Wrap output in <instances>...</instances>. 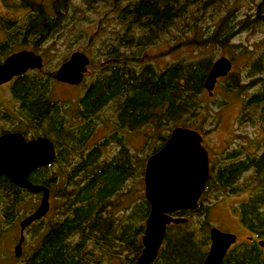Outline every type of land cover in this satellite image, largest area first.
<instances>
[{
    "label": "trees",
    "instance_id": "16d2710c",
    "mask_svg": "<svg viewBox=\"0 0 264 264\" xmlns=\"http://www.w3.org/2000/svg\"><path fill=\"white\" fill-rule=\"evenodd\" d=\"M105 1L110 11L97 12ZM228 1L48 0L45 3L43 0H20L27 10L20 28L23 42L33 49L44 44V50L51 52L48 42L55 35L66 34L67 39L69 34L87 32L88 25L94 26L92 37L100 39V32L107 26L112 34V38L101 41L102 52L99 41L96 51L99 67L79 97L78 115L76 109L73 115L78 122L72 124L66 116L67 106L51 97L55 72L28 70L10 84L12 97L20 102V108L11 117L15 120L13 128L2 130L0 134L21 132L27 138L46 136L57 148L52 164L28 175L32 183L48 189L53 218L45 222L44 216L24 229H31V238L36 239V245L30 246L28 252H21V264L135 262L142 249L141 236L150 206L143 193L133 192L137 197H132L120 191L137 171L142 179L144 163H138L140 160L125 145L123 137L115 133L87 149L94 128L90 117L112 105L116 128L139 130L151 125L153 137L159 143L151 152L158 150L167 139L169 133H163L164 129L169 132L175 126L196 128L193 123L205 109L201 95L204 79L213 63L212 52L180 58L161 70L155 69L142 52L174 25L179 26L184 45L203 50L224 47L235 34L264 25V0H249L252 12H246L240 18H235L238 0H233L232 7H227L226 13L212 28L202 32L198 23L205 16H212V13L208 14L209 9L219 8ZM89 8L95 17H87ZM84 24L85 28H82ZM245 77L247 82L239 83V75L231 72L229 84L226 82L224 89L244 93L254 87V92L243 100L239 122L255 121L264 126V50L248 61ZM109 142L116 143L119 148L106 159L102 157L103 149ZM244 174L248 179L239 185L237 180ZM248 188L251 189L249 197L238 205L237 210L240 223L254 238L231 245L221 264H264V244L261 246L256 240L264 239V147L252 155L243 154L241 149L221 155L220 161L211 166L197 207L172 213L186 221L166 226L163 242L151 264H202L210 243L209 206H204L202 200L211 190L218 197ZM35 195L40 193L32 194L0 176L3 224L13 225ZM124 196L132 203H120ZM189 214L204 219L194 227L187 218Z\"/></svg>",
    "mask_w": 264,
    "mask_h": 264
},
{
    "label": "rangeland",
    "instance_id": "374dc122",
    "mask_svg": "<svg viewBox=\"0 0 264 264\" xmlns=\"http://www.w3.org/2000/svg\"><path fill=\"white\" fill-rule=\"evenodd\" d=\"M43 1L48 3V0ZM239 2L241 3L238 4ZM75 3L78 4V2ZM123 3H125V1H123ZM232 5L233 0H229L226 4L220 5L219 8L216 7L209 9L208 14L212 13V16L209 17L207 15L198 23L201 25L202 32H206L207 29L209 30L212 28V25L226 13L227 7L231 8ZM236 5H238V7L234 11L235 18L242 17L246 12H252L249 0H238L236 1ZM109 11L110 8L107 1L101 3L100 9L97 10V12L101 13H108ZM26 13L27 10L21 5L20 0H0V23L9 21V23H17L19 24V27H23L22 23ZM86 13L88 18L95 17V13L91 9L90 11H86ZM93 27V25H88L86 28V30H88L87 32L84 31L83 33L76 32L69 34L71 36L67 37V39H65L67 36L66 34L61 37L55 35L54 38L48 42L51 46V52H46L44 50V46H46L44 44L38 49H33L30 44H24L23 42L22 47H19L23 50H31L42 57V68L39 70L34 69V71L55 72L63 62L62 60L68 58L73 51H81L90 59V62L87 65V71L83 76V80L79 84L69 85L52 80V85L50 87L51 97L67 106L66 116L72 124L78 122L76 117L73 118V115L75 114V109L76 114L78 115L77 102L79 97H81L85 87L93 78L97 67H99L96 56L99 41L100 52H102L103 46L101 41L105 38L106 40L112 38V34L109 33L110 27L108 26L105 27V30L100 32V39L98 36L92 37L91 31L93 30ZM82 28H85V24ZM13 36L15 40L14 47L17 45L16 33L13 34ZM183 40L184 36L180 32L179 26L174 25L165 34L161 35L155 43L146 46L143 49V52H140H142V55L145 54V59L149 60L157 70L165 68L168 64L180 58H189L191 56L198 57L209 52H212L210 55L213 56L212 62L220 56H225L230 59L232 64L230 71L224 77L217 79L212 94L208 95L207 90L205 88L203 89L201 99L205 109L202 110L200 117L195 123H193V125H196L198 128L192 127L202 134V145L210 155V162L212 160L216 165L220 161L221 155L223 156L226 152L232 151L233 149H241L243 154L248 153L252 155L259 153L264 147V126L255 121L252 123L239 122L243 100L248 95L252 94L255 88L251 87L246 89L244 93H232L224 88L227 83L229 84L228 75L231 72L239 75V83L247 82L245 75L248 61L250 60L251 62L252 59L254 60L264 50V25L259 29L252 28L235 34L224 47L213 46L212 48L209 47L205 50L197 49L189 45H184ZM8 48H10V46ZM101 58L102 57H100V63L102 62ZM9 87L10 85H6L0 88V131L11 130L13 128L12 123H14L15 120L11 117H14L16 113L19 112L20 108L18 101H15L12 97ZM112 107V105H107L93 114V117H90L94 122V128L86 148H90V146L108 138L114 133L116 136L121 135L125 141V145L135 157L140 160L137 162L140 164L144 163L141 175V178L143 179L146 160L153 153L151 151H153V149L159 144L157 139L153 137V135H155L153 131L154 129L151 125H145L139 130H120L116 128L114 125L116 116ZM163 133L168 134L170 131L168 132L164 129ZM118 148L119 146L116 143L109 142L103 149L102 157L110 159L117 152ZM103 158L102 160H104ZM138 170L140 171L141 169L139 168ZM137 174L138 171L133 178L128 179L120 192H126L127 195L129 194L132 197H135L136 195L133 194V192H136L137 195L139 193L144 194L143 180L140 179V177H138L139 174ZM247 179V174H244L237 180V183L242 185ZM253 188L254 186L251 185V189ZM251 189L248 188L245 191L236 194L216 196L217 198L215 197V194L212 193V190L209 191L202 202L204 206H209L207 220L210 224V228L215 227L222 232L234 234L236 237L235 243L248 241L249 239L254 238L253 235L240 223L237 210L238 205L249 197ZM39 201L40 195L31 197L29 203L25 205V213L17 218L11 226L3 224L0 213V264H21L22 257H15L13 254V247L19 237L18 222L24 216L32 212L39 204ZM129 201L132 203L128 197L124 196L122 197V201L120 200V203L123 202L124 204H127ZM52 218L49 208L44 221L48 222ZM187 218L190 224L194 227L199 225L198 221L204 219L203 217L194 214H189ZM23 235L25 241L22 243V253H25L31 248L30 246L36 245V239L31 238V229L23 231ZM256 240L264 241V239L258 238Z\"/></svg>",
    "mask_w": 264,
    "mask_h": 264
},
{
    "label": "water",
    "instance_id": "95a60500",
    "mask_svg": "<svg viewBox=\"0 0 264 264\" xmlns=\"http://www.w3.org/2000/svg\"><path fill=\"white\" fill-rule=\"evenodd\" d=\"M88 63L89 58L85 53L73 51L56 69L53 78L69 85L79 84ZM42 66V57L31 50L12 53L0 63V85L14 76L28 70H39ZM231 66L230 59L225 56L213 61L203 82L208 95L212 94L217 79L227 75ZM56 156L57 148L46 136L27 138L21 132L0 134V176H5L15 186L32 194L40 193L36 208L18 222L19 237L13 247L15 257H20L22 252L24 229L44 217L50 208L48 189L32 183L28 175L37 168L52 164ZM208 160L201 134L185 126L173 127L162 146L147 158L143 185L144 198L149 203L150 211L141 236L142 249L133 264H151L163 242L166 226L186 221V218L172 213L197 207L209 177ZM209 238L210 244L202 264H221L236 237L211 227ZM263 244L260 241V245Z\"/></svg>",
    "mask_w": 264,
    "mask_h": 264
},
{
    "label": "flooded vegetation",
    "instance_id": "af4514ba",
    "mask_svg": "<svg viewBox=\"0 0 264 264\" xmlns=\"http://www.w3.org/2000/svg\"><path fill=\"white\" fill-rule=\"evenodd\" d=\"M22 27V26H20ZM19 24L17 23H0V63L3 62V60L10 54L18 52L20 50H23L22 48H19L20 46L22 47V43H23V31L22 29H20ZM16 31V32H15ZM17 35V45L13 47L14 45V36L13 34ZM9 44V45H8ZM10 46V48H8ZM15 48V49H14ZM11 49V50H10ZM9 51V52H7ZM4 55V56H3ZM14 76L12 77V79L6 83H3L0 85V88L6 86V85H10L11 83H13V81L18 77ZM10 89V87H9ZM10 91V90H9ZM15 100V99H14ZM17 101V100H15ZM18 103L20 104V102L18 101ZM5 133V132H4ZM209 156V160H208V165H209V177H210V173H211V166L214 164L215 162L211 160L210 162V155ZM212 164V165H211ZM208 177V179H209ZM207 182V181H206ZM206 185V184H205Z\"/></svg>",
    "mask_w": 264,
    "mask_h": 264
}]
</instances>
